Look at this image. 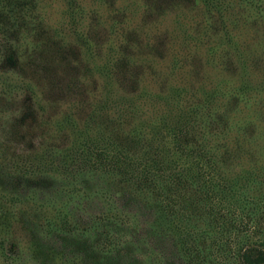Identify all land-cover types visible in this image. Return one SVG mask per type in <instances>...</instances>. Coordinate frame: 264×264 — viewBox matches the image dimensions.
I'll list each match as a JSON object with an SVG mask.
<instances>
[{"label": "rangeland", "instance_id": "374dc122", "mask_svg": "<svg viewBox=\"0 0 264 264\" xmlns=\"http://www.w3.org/2000/svg\"><path fill=\"white\" fill-rule=\"evenodd\" d=\"M193 4L0 0V264H186L169 230L155 224L157 217L165 222L162 215L118 194L101 173L24 178L30 157L54 145L57 120L83 118L144 85L186 89L188 104L205 103L215 133L221 121L205 94L215 86L226 91L227 106L238 105L233 117L245 123L241 134L257 144L259 165L245 167H257L264 196V57L250 56L247 68L236 58L213 68L198 40L205 11ZM255 33L249 30L244 43L254 46ZM131 69L143 72L141 86L121 76ZM42 155L54 169V156ZM58 206L71 213L64 216L71 225L43 210Z\"/></svg>", "mask_w": 264, "mask_h": 264}, {"label": "trees", "instance_id": "16d2710c", "mask_svg": "<svg viewBox=\"0 0 264 264\" xmlns=\"http://www.w3.org/2000/svg\"><path fill=\"white\" fill-rule=\"evenodd\" d=\"M193 1L205 11L198 40L213 68L234 58L247 68L250 56L264 57V0ZM251 29L259 38L254 46L243 40ZM140 72L120 75L139 87L145 79ZM226 94L218 86L205 94L221 121L216 133L205 103L188 104L186 89L175 83L159 91L144 85L123 100L98 104L83 118L57 120L54 145L41 152L54 156V169L43 164L46 156L34 154L24 178L35 179L39 171L68 179L101 173L118 194L162 215L165 222L157 217L155 224L169 230L186 264H264L261 176L257 167H245L259 165L261 156L254 139L241 134L245 123L233 117L238 105L228 107ZM46 209L61 214L64 227L71 225L64 207Z\"/></svg>", "mask_w": 264, "mask_h": 264}]
</instances>
